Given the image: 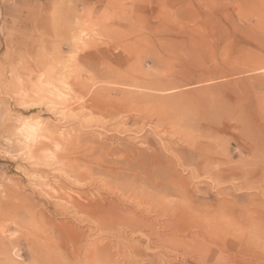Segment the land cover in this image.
<instances>
[{"label": "rangeland", "instance_id": "1", "mask_svg": "<svg viewBox=\"0 0 264 264\" xmlns=\"http://www.w3.org/2000/svg\"><path fill=\"white\" fill-rule=\"evenodd\" d=\"M115 2L0 0V264H264V0Z\"/></svg>", "mask_w": 264, "mask_h": 264}, {"label": "bare ground", "instance_id": "2", "mask_svg": "<svg viewBox=\"0 0 264 264\" xmlns=\"http://www.w3.org/2000/svg\"><path fill=\"white\" fill-rule=\"evenodd\" d=\"M82 1V5H83V11H82V13H84V11L86 10V8L90 5V4H92V7L91 8H93L94 6H95V4L94 3H96V2H98V1H100V0H93V1H90V0H81ZM25 2V1H24ZM39 2V1H38ZM114 1H111V3H113ZM125 3H128V4H130L131 5V0H126V2H122V1H120V0H116V2H115V4L114 5H116V7L117 8H121L122 7V5H124ZM25 5V4H24ZM43 6V3L41 2L40 4H39V7L41 8ZM22 8V7H21ZM18 9H20V8H18ZM27 9V8H26ZM27 11V10H26ZM22 12V11H21ZM28 15V14H27ZM75 19V22H76V24L78 25V27L80 28L81 26H82V24H81V21H80V18H79V15H77L76 14V11H75V9L72 11V13H71V19ZM17 19V18H16ZM72 21H70L69 19H68V23L67 24H70ZM80 29H82V27L80 28ZM35 72H37V71H35ZM192 139V138H191ZM192 141V140H191ZM158 195V194H157ZM160 198V197H159ZM161 199V198H160ZM162 200V199H161ZM160 200V201H161ZM150 207V206H149ZM133 221V220H132ZM128 248H130L131 249V251L132 252H134L135 254H139V255H141V253H142V251L139 249V248H133V245H129L128 246Z\"/></svg>", "mask_w": 264, "mask_h": 264}]
</instances>
